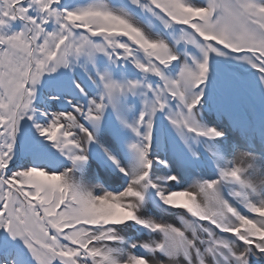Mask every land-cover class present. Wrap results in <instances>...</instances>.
<instances>
[{"label": "snow or ice", "instance_id": "obj_1", "mask_svg": "<svg viewBox=\"0 0 264 264\" xmlns=\"http://www.w3.org/2000/svg\"><path fill=\"white\" fill-rule=\"evenodd\" d=\"M0 264H264V0H0Z\"/></svg>", "mask_w": 264, "mask_h": 264}]
</instances>
